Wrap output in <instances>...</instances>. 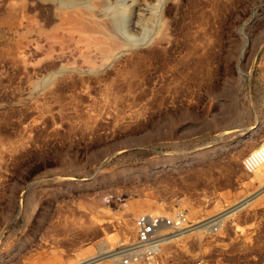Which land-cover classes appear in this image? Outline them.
Here are the masks:
<instances>
[{
	"label": "rangeland",
	"instance_id": "rangeland-1",
	"mask_svg": "<svg viewBox=\"0 0 264 264\" xmlns=\"http://www.w3.org/2000/svg\"><path fill=\"white\" fill-rule=\"evenodd\" d=\"M262 142L264 0H0V264H86L142 213L211 219L264 179L240 153ZM233 213L137 264H224L203 245Z\"/></svg>",
	"mask_w": 264,
	"mask_h": 264
},
{
	"label": "crops",
	"instance_id": "crops-1",
	"mask_svg": "<svg viewBox=\"0 0 264 264\" xmlns=\"http://www.w3.org/2000/svg\"><path fill=\"white\" fill-rule=\"evenodd\" d=\"M258 144H248L240 149V153L245 157ZM263 189L264 179L255 182L254 192L247 197H251V201L230 215L232 217L226 222L221 234L215 239H208L203 245L214 249V254L208 257L213 259L210 261L224 264H264ZM252 204L253 207H250ZM222 250H225L224 254H221Z\"/></svg>",
	"mask_w": 264,
	"mask_h": 264
},
{
	"label": "built area",
	"instance_id": "built-area-1",
	"mask_svg": "<svg viewBox=\"0 0 264 264\" xmlns=\"http://www.w3.org/2000/svg\"><path fill=\"white\" fill-rule=\"evenodd\" d=\"M264 165V142L259 143L242 160L246 173H253ZM192 224L183 211H177L171 216L153 213H142L134 220L135 238L124 245L118 264H137L143 258L158 254V248L170 237L186 232ZM196 264H209L204 260Z\"/></svg>",
	"mask_w": 264,
	"mask_h": 264
},
{
	"label": "bare ground",
	"instance_id": "bare-ground-1",
	"mask_svg": "<svg viewBox=\"0 0 264 264\" xmlns=\"http://www.w3.org/2000/svg\"><path fill=\"white\" fill-rule=\"evenodd\" d=\"M107 28V27H106ZM250 135H252V134H249V135H244V136H242V137H240L239 139H237V140H235L234 141V143L232 144V145H235L237 142H239V141H244V140H246L247 139V137H249ZM262 167V166H261ZM260 168V167H259ZM258 168V169H259ZM262 191H264V189L262 190ZM251 197L250 198H248L246 201H243L242 203H240V204H238V205H236V206H234V208H232V209H229V210H227V211H225V212H223V213H221V214H219V215H216L215 217H212L211 219H207V220H205V221H202V222H198V223H195V224H192V226L188 229V230H186V232H181V233H178L177 235H175V236H172V237H170L168 240H166L165 242H164V244H166V243H169V242H171V241H174V240H176V239H179V238H181V237H183L184 235H186V234H190V233H192V232H194V231H197V230H200V229H207V230H215L216 231V229L222 224V222H223V220L231 213V212H235V210H237V209H239V208H241V207H243L244 205H246L247 203H249L250 201H251ZM163 244V245H164ZM121 247H123V246H121ZM120 247V248H121ZM161 247L162 246H160L159 248H158V251L157 252H159L160 251V249H161ZM116 249V250H110V249H108V250H104V248L102 249V251L98 254V255H96V256H94V257H92V258H94V260H92V261H90V262H88V263H86V264H89V263H91V262H94V261H97V260H100V259H103V258H110V259H113L114 261H116V263L118 264V261H119V258H120V255H121V253H122V249ZM157 254V253H156Z\"/></svg>",
	"mask_w": 264,
	"mask_h": 264
}]
</instances>
